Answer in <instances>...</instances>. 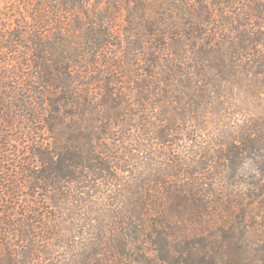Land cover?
<instances>
[{"label": "trees", "instance_id": "trees-1", "mask_svg": "<svg viewBox=\"0 0 264 264\" xmlns=\"http://www.w3.org/2000/svg\"><path fill=\"white\" fill-rule=\"evenodd\" d=\"M0 264H264V0H0Z\"/></svg>", "mask_w": 264, "mask_h": 264}]
</instances>
